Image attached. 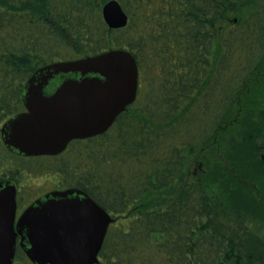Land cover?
<instances>
[{
  "label": "trees",
  "instance_id": "1",
  "mask_svg": "<svg viewBox=\"0 0 264 264\" xmlns=\"http://www.w3.org/2000/svg\"><path fill=\"white\" fill-rule=\"evenodd\" d=\"M107 1L0 0V128L42 66L126 49L138 69L102 134L32 157L0 136V181L48 174L111 214L96 264H264V0H116L119 29Z\"/></svg>",
  "mask_w": 264,
  "mask_h": 264
},
{
  "label": "water",
  "instance_id": "2",
  "mask_svg": "<svg viewBox=\"0 0 264 264\" xmlns=\"http://www.w3.org/2000/svg\"><path fill=\"white\" fill-rule=\"evenodd\" d=\"M101 15L119 29L128 16L116 0ZM138 69L126 49L52 62L26 81L24 111L0 128L4 146L26 157L56 155L75 139L105 132L134 102ZM16 188L0 182V264H12L16 239L32 264H96L113 216L84 191L53 190L36 199L16 220Z\"/></svg>",
  "mask_w": 264,
  "mask_h": 264
},
{
  "label": "rangeland",
  "instance_id": "3",
  "mask_svg": "<svg viewBox=\"0 0 264 264\" xmlns=\"http://www.w3.org/2000/svg\"><path fill=\"white\" fill-rule=\"evenodd\" d=\"M264 3V2H263ZM193 174V171H191ZM30 177H27L26 173L23 175L25 176L22 178V181H20V195L22 196L23 194V201L21 199V203L27 202V199L31 198L34 199L40 194L48 191L55 189L56 187V179L49 177L48 174L40 173L38 175L34 173H30ZM31 201V200H29ZM28 201V202H29ZM236 230V229H235ZM221 234H223L225 237H233L234 232L233 231H228L225 228L220 229ZM236 234L241 235L242 233L237 230ZM15 264H20L19 261L15 262Z\"/></svg>",
  "mask_w": 264,
  "mask_h": 264
},
{
  "label": "flooded vegetation",
  "instance_id": "4",
  "mask_svg": "<svg viewBox=\"0 0 264 264\" xmlns=\"http://www.w3.org/2000/svg\"><path fill=\"white\" fill-rule=\"evenodd\" d=\"M8 150V149H7ZM10 152H12V151H10ZM13 154H15V155H19V154H17V153H15V152H12ZM19 156H23V155H19ZM23 157H26V156H23ZM27 175V174H26ZM25 176H23L22 178H24ZM27 177H30V174H28L27 175ZM49 177H51V178H54L55 179V177H53V176H49ZM22 178L21 179H19V180H14V179H5V180H2V181H0V182H10V183H13L14 184V186H15V188H16V195H15V199H16V220H17V218H18V216L22 213V211L24 210V209H26L30 204H32L36 199H39V198H41L42 196H44L45 194H47L48 192H50V191H53V190H62V189H58V188H56L55 187V189H52V190H48V191H46V192H44V193H42V194H40L39 196H37L36 198H34V199H27V202L26 203H24V202H22L21 203V199H22V201H23V194H22V196L20 195V186H18V185H20L19 183H20V181H22ZM29 200H31V201H29ZM29 201V202H28ZM16 246H19V237H17V239H16ZM20 247V246H19ZM21 248V247H20ZM23 251V250H22ZM26 256V255H25ZM28 259V258H27ZM13 264V263H12Z\"/></svg>",
  "mask_w": 264,
  "mask_h": 264
}]
</instances>
